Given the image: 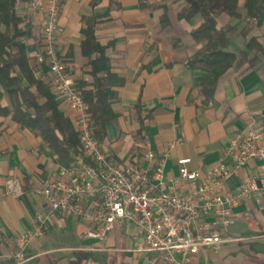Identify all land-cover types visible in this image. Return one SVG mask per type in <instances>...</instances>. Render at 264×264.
Masks as SVG:
<instances>
[{"label": "crops", "instance_id": "crops-1", "mask_svg": "<svg viewBox=\"0 0 264 264\" xmlns=\"http://www.w3.org/2000/svg\"><path fill=\"white\" fill-rule=\"evenodd\" d=\"M18 1V14L33 30L29 44L35 52L30 64L37 69L35 44L42 40L45 15L32 12L28 0ZM94 1L62 0L59 25L63 33L56 49L65 57L74 52L70 74L74 81L82 78L86 64L79 52L82 19L99 18L97 39L110 46L112 72L124 79L116 89L119 102L113 111L117 118L109 124L106 140L100 142L109 157L145 166L150 151L164 159L165 177L172 180L179 175V160L189 159V170L205 174L223 157L235 133L251 126L264 134V107H255L264 103L258 102L264 98V27L247 22L245 0H238L241 19L222 14L218 28L233 29L232 51L244 50L251 39H257V45L239 56L235 67L219 81L215 103L209 107L202 106L196 86L202 74L186 65L201 48L191 36L201 25L200 17L180 20L185 5L173 0L165 5L159 0H100L93 6ZM137 105L146 118L144 124L138 120ZM61 109L77 130L76 114L64 103ZM60 166L41 138L18 128L10 117L0 116V264H14L18 239L33 231L37 215L45 214L41 185L56 177ZM257 167L251 162L241 177L228 181V189L237 190L243 177L254 175ZM9 180L19 182L21 197L8 195ZM86 232V226L57 216L31 242L23 264H69L81 252L88 257L86 264H162L159 253L135 251L132 225L116 226L103 243L86 239ZM230 234L238 241L218 252H201L195 258L197 264H264V197L251 199L235 211Z\"/></svg>", "mask_w": 264, "mask_h": 264}, {"label": "built area", "instance_id": "built-area-1", "mask_svg": "<svg viewBox=\"0 0 264 264\" xmlns=\"http://www.w3.org/2000/svg\"><path fill=\"white\" fill-rule=\"evenodd\" d=\"M32 12H42L43 52L48 60L51 86L76 114L81 155L61 165L56 177L42 183L39 194L46 204L32 232L18 239L14 264L28 259L31 242L43 235L57 216L87 228L85 238L105 242L116 226L136 229L138 253H159L162 264H197L203 251L218 252L238 239L230 234L235 211L251 199L264 197V134L248 126L229 140L223 157L207 173L191 171L189 159L178 161V177L166 179L165 161L148 151L146 165L122 164L109 157L94 135L87 104L75 91L65 56L56 49L63 33L59 25L62 0H29ZM39 63L43 58L38 59ZM251 162L254 175L243 177L237 190L228 181L242 176ZM7 193L21 197L19 182L11 180Z\"/></svg>", "mask_w": 264, "mask_h": 264}, {"label": "trees", "instance_id": "trees-1", "mask_svg": "<svg viewBox=\"0 0 264 264\" xmlns=\"http://www.w3.org/2000/svg\"><path fill=\"white\" fill-rule=\"evenodd\" d=\"M99 1L95 0L93 6ZM159 1L165 5L170 0ZM18 2L0 0V116L10 117L18 128L41 138L52 156L61 165L69 166L75 156L81 155L79 134L62 111L63 102L51 86L42 40L35 47L36 61L42 57L43 62L37 69L30 64L34 48L29 41L32 40L33 30L18 14ZM173 3L185 5L180 20L190 22L195 17L201 18V25L191 33L201 48L188 59L186 65L202 74L196 79V86L202 106L209 107L215 103L219 81L235 67L239 56L257 45V39H251L244 50L232 51L233 29L218 28V19L222 14L241 19L238 0H173ZM242 8L248 23L256 28L264 27V0H245ZM82 21L84 27L79 52L86 64L83 77L74 81L75 91L87 104L94 135L103 143L109 124L117 118L113 111L114 105L119 102L116 89L123 86L124 79L112 72L108 55L110 46H103L97 39L99 18L91 15L83 17ZM258 51L262 52L261 47ZM70 59H74L72 50L65 57L69 73ZM255 107H264V103ZM135 110L139 122L144 124L146 118L140 105ZM143 132L142 128L138 134ZM87 259L82 252L76 253L69 264H86Z\"/></svg>", "mask_w": 264, "mask_h": 264}, {"label": "rangeland", "instance_id": "rangeland-1", "mask_svg": "<svg viewBox=\"0 0 264 264\" xmlns=\"http://www.w3.org/2000/svg\"><path fill=\"white\" fill-rule=\"evenodd\" d=\"M110 131H111V133H110ZM110 138L112 139V129H111V127H109V137H108V140H107L109 144H110V142H111V141H110ZM9 181H11V180H9ZM9 181H8V182H9ZM7 184H8V183H7ZM239 260H240V259H236L235 261H236L237 263H239ZM235 261H234V262H235Z\"/></svg>", "mask_w": 264, "mask_h": 264}]
</instances>
